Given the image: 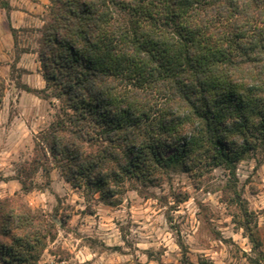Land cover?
<instances>
[{
	"label": "clouds",
	"instance_id": "9594fccd",
	"mask_svg": "<svg viewBox=\"0 0 264 264\" xmlns=\"http://www.w3.org/2000/svg\"><path fill=\"white\" fill-rule=\"evenodd\" d=\"M0 264H264V0H0Z\"/></svg>",
	"mask_w": 264,
	"mask_h": 264
}]
</instances>
